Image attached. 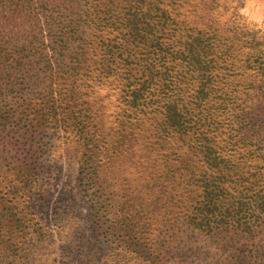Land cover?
<instances>
[{
  "label": "trees",
  "instance_id": "trees-1",
  "mask_svg": "<svg viewBox=\"0 0 264 264\" xmlns=\"http://www.w3.org/2000/svg\"><path fill=\"white\" fill-rule=\"evenodd\" d=\"M200 4L216 8L220 0H193L180 15L182 0H0V19L17 22L5 34L0 20V127L14 123L27 96L18 98L17 85L37 82L42 61L58 84L93 67L107 77L124 70L125 97L144 116L153 111L149 95L174 94L161 106L172 129L152 133L159 149L147 145L151 155L131 161L144 175L131 172L121 183L127 205L116 207L129 216L126 247L151 264L264 262V35L227 34L236 26L213 16L189 26ZM241 45L250 48L252 80L219 85L212 54ZM66 88L63 98L77 101L80 89ZM235 93L248 104H238L243 129H212L214 103L227 111Z\"/></svg>",
  "mask_w": 264,
  "mask_h": 264
},
{
  "label": "rangeland",
  "instance_id": "rangeland-1",
  "mask_svg": "<svg viewBox=\"0 0 264 264\" xmlns=\"http://www.w3.org/2000/svg\"><path fill=\"white\" fill-rule=\"evenodd\" d=\"M182 2L178 15L193 0ZM196 9L189 16L191 21L187 19L189 26L201 16H213L227 21L226 26H236L233 31L224 29L227 34L264 35V0H220L216 8L200 4ZM173 10V16L181 19ZM0 20L6 24L5 34L17 31L14 20ZM248 51L245 45L229 55L215 49L210 68L218 69L219 85L224 86V78L229 88L252 80L247 76L250 68H245ZM42 63L37 82L17 85L16 90L24 89L18 98L27 96L14 123L0 127V264H151L126 247L123 225L129 216L118 211L116 204L127 205L123 177L131 172L144 175L131 166L132 159L151 155L147 145L159 149L152 144L153 132L172 129L161 107L170 95H149L153 111L144 116L135 113L125 97L124 70L107 77L93 67L72 80L60 78L63 83L58 84L45 76L50 66ZM61 85L68 91L79 88L77 101L63 98ZM243 98L235 93L225 103L228 112L214 103L218 126L212 129H243L239 105H248ZM251 100L262 101L248 98L247 102ZM258 111L261 123L264 106ZM107 153L112 154L108 160ZM94 158L108 162L100 167L85 162ZM242 256L248 255L243 252Z\"/></svg>",
  "mask_w": 264,
  "mask_h": 264
}]
</instances>
